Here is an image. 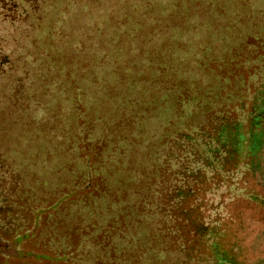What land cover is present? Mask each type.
<instances>
[{
    "label": "trees",
    "instance_id": "obj_1",
    "mask_svg": "<svg viewBox=\"0 0 264 264\" xmlns=\"http://www.w3.org/2000/svg\"><path fill=\"white\" fill-rule=\"evenodd\" d=\"M262 7L0 0V264H264Z\"/></svg>",
    "mask_w": 264,
    "mask_h": 264
},
{
    "label": "rangeland",
    "instance_id": "obj_2",
    "mask_svg": "<svg viewBox=\"0 0 264 264\" xmlns=\"http://www.w3.org/2000/svg\"><path fill=\"white\" fill-rule=\"evenodd\" d=\"M262 12L263 14L261 16H256V19H263L264 20V7H262ZM255 16V14H253V12H251L249 14L250 19H253V17ZM220 24H225V21H221ZM264 199V196H263ZM254 220H255V225L256 227H264V203L260 202V201H255V202H251L249 203V210H248ZM16 262L18 264H23L24 262V257L22 255L18 256L16 258Z\"/></svg>",
    "mask_w": 264,
    "mask_h": 264
}]
</instances>
